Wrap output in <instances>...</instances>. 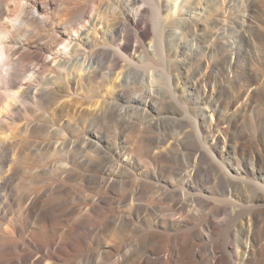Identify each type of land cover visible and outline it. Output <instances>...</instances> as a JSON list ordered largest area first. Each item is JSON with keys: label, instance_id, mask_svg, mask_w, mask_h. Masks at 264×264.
<instances>
[{"label": "bare ground", "instance_id": "obj_1", "mask_svg": "<svg viewBox=\"0 0 264 264\" xmlns=\"http://www.w3.org/2000/svg\"><path fill=\"white\" fill-rule=\"evenodd\" d=\"M90 1L92 0H0V127H9L15 122L16 113L26 109L31 97L37 107L41 102L56 99L60 91H67L69 99L66 97L65 103L58 101L57 105L62 109L65 120L60 124L56 117L51 120L52 125L59 124L56 130L64 136L59 143L62 148H69L70 151L92 150L100 156L109 147L113 153L110 155L120 158L124 149L120 143L127 144L130 141L123 139L119 142L116 135H106L103 138L100 134L102 130L96 127L107 119L111 123L126 126L137 123L134 115L128 114L129 109L123 108L119 100H138L140 103H144L143 100H163L166 98L165 93L161 92L164 82L177 97L174 77L179 80L184 73L180 66L183 53L209 70L187 87L188 95L192 93L190 89L194 91L204 84L211 85L212 71L215 68L213 56L218 53L221 55V75L224 80L230 78L233 70V27L228 18H216L213 12L215 5L220 2L228 4L229 0H206V3L195 0V5H188L189 0H168L167 4L161 0L155 3L149 0H97L95 3L91 2L93 4ZM146 3L152 4L151 9L155 15L153 32L150 31L149 24L148 29L140 26L144 13L149 11ZM51 8L53 13L49 15ZM254 12L252 7L248 18L238 23V26L246 31L257 28L259 35L264 37V20H256L252 15ZM150 37L154 54L158 52L160 59H164L167 52L173 53L174 65L160 69L154 67L152 52L146 47V40ZM244 38L247 43L254 41L248 33ZM132 40L137 43L133 47L135 53L142 49L137 61L130 52ZM33 47L35 50H32ZM34 51L38 53L37 56L31 55ZM32 60L36 63L29 66L28 63ZM21 67L25 68L24 72H21ZM174 70L178 71L176 76L173 74ZM217 80L219 85H224V80L219 77ZM262 81H254L257 83L256 89L261 88ZM95 83L96 90L83 96V99L76 93L78 88ZM248 86H253V83H248ZM223 88L226 89L227 86ZM205 97L211 99L213 95L206 93ZM72 100L89 101L73 106ZM233 106L234 103L225 108H221L218 103L211 104L212 119L224 113L225 109H230V112L225 113L228 117L218 121L219 124H224L216 128L217 131L221 129L223 136L214 138L213 144L209 143L204 132L212 134L215 127L204 131L200 120L195 119L200 144L194 146L188 158L195 156L200 162L211 156L218 161L221 164L220 186L227 197L223 200V206L213 209L205 220L204 227L193 234L195 242L190 245V252L203 264H264V170L256 167L263 158V151L259 146H247L246 152L238 156L244 133L236 131L230 135L229 132L235 123L234 117L241 112L252 111L254 105L252 100H244L240 106ZM66 123L68 126H76L78 135L75 139H70L71 136L68 138L69 134L65 133ZM157 125L156 121L149 122L147 127ZM190 135H145L139 157L131 159L141 165L148 162L147 152L143 150L150 139L160 148L158 155H166L174 142L185 141ZM168 140L173 143L167 145ZM233 140L237 141L232 143ZM13 145V140L7 135L0 142L2 149H10ZM228 153L233 154L236 165L223 162ZM7 158L0 160V203L4 206L11 198L9 184L17 169L13 164L15 162L11 163L13 160ZM61 165L69 172V165L65 162ZM81 165L95 171L91 176L93 180L103 178L107 183H114L118 178L116 169L112 170L113 168L90 158L83 160ZM101 173L104 175H100ZM245 186L249 188V193L243 192ZM47 194L55 199L56 191L52 187ZM204 195L198 194L196 201L206 197ZM23 197L29 198V195L24 194ZM39 198L40 193L31 196L28 207L30 214L26 219H20L12 229L3 228L0 222V264H25L35 254L38 257L31 264H62L60 262L65 261L69 242L57 236L52 229L37 226L49 214L48 209L39 205ZM103 198H95L92 207L100 208ZM185 201L180 200L177 209L181 210ZM130 205L131 208L147 209L140 198H136V194ZM220 215L224 217L221 218ZM172 216L162 219L161 225L165 230L178 225L196 226L191 221V215L182 212L178 217ZM238 220L241 227H237ZM78 221L75 227L82 220ZM26 224L31 225V230L26 228ZM216 233L226 235L227 242L222 245L212 241L211 237ZM26 239L35 252L25 254L28 248L25 245ZM235 247L241 248V252L234 253ZM185 248V244H177L173 248L174 257L181 258ZM92 258L94 260V255ZM145 258L148 264H154L164 257L159 253H150L145 254Z\"/></svg>", "mask_w": 264, "mask_h": 264}, {"label": "rangeland", "instance_id": "obj_2", "mask_svg": "<svg viewBox=\"0 0 264 264\" xmlns=\"http://www.w3.org/2000/svg\"><path fill=\"white\" fill-rule=\"evenodd\" d=\"M95 1L97 0H92L90 3ZM149 1L155 3L160 0ZM161 1L164 4L168 2V0ZM193 2L195 0H189L188 5L197 3L193 4ZM200 2L206 3V0ZM151 3L145 4L149 11L144 13L140 26L148 29L149 24V29L153 32L155 15ZM252 7L255 10L252 15L256 20H264V0H229L228 4L225 2L223 5L220 2L213 7L216 18H228V22L233 27L231 36L234 46L231 61L234 71L230 73V78L224 80L221 75V55L218 53L219 55L213 56L215 68L212 71L211 85L204 84L194 91L190 89L192 93L188 95L187 87L209 70L199 66L183 53L180 66L184 73L179 80L174 77L177 97L164 82L161 85L163 88L161 92L165 93L166 98L163 100H143L144 103L138 100H119L123 108L129 109L127 113L134 115L137 123L126 126L122 123H111L107 119L98 124L96 129L102 130L100 134L103 138H106V135H116L119 142L123 139L130 141L127 144L120 143L124 148L120 158L110 155L113 153L109 147L100 156L92 150L70 151L69 148H62L59 143L63 141L64 136L56 129L60 122L65 120V116L57 105L58 101L65 103L70 97L67 91H60L56 99L41 102L37 107L32 97L28 99L30 106L27 105L26 109L16 113L15 122L9 127H0V131H3L0 132V142L5 135L14 142L10 149L0 148V160L8 157V160H13L11 163L15 162L13 164L17 168L9 184L11 198L5 206L0 203L2 227L12 229L20 219H26L30 214L29 199L40 193L39 205L48 209L49 214L48 218H43L37 226L52 229L57 236L69 242L65 261L60 262L62 264H148L145 254L150 253H159L164 257L154 264H203L192 256L190 245L195 242V232L204 227L205 220L215 207L224 205L223 200L227 196L221 190L219 172L221 164L218 161L213 160L211 156L210 159H201L200 162L195 156L192 159L188 158L194 146L200 144L195 119L200 120L204 131L215 127L212 134L204 132L209 143L213 144L214 138L223 136L221 129L216 130L217 127L224 125L219 124L218 121L225 120V117H228L225 113L230 112V109H225L224 113L212 119L211 104L218 103L221 108H225L234 103L233 108H236L244 100H252L253 110L236 115L235 123L229 132L230 135L236 131L244 133V138L240 141L242 149L238 152V156L246 152L247 146L261 148L263 158L256 167L264 170V37L259 35L257 28L246 31L238 26V23L248 18ZM52 13L53 8L49 9V15ZM246 33L253 37L252 43H247L245 40ZM151 38L146 40V47L152 52L151 61H154V67L160 69L174 65L173 53L167 52L164 59H160L158 52L154 54ZM131 45L130 52L135 55L137 61L142 49L135 53L133 47L137 45L136 41L132 40ZM32 50L35 48L33 47ZM31 55L37 56L38 53L34 51ZM34 63L36 61L32 60L28 65L33 66ZM20 70L24 72L25 68L21 67ZM177 73L178 71L174 70L175 76ZM217 77L224 80L223 86H227L226 89L217 83ZM254 81H262L260 89L255 88L257 83ZM248 83H253V86H248ZM96 84H86L82 88H76V93L83 99V96L96 90ZM139 90L138 87L137 91ZM205 91L213 97L206 98ZM88 101L72 100V103L75 106ZM55 117L58 119V125H52L51 120ZM155 121L158 122L157 126L147 127L149 122ZM64 130L69 134L68 138L71 136L70 139H75L78 135L75 125L68 126L66 123ZM176 133L191 135L185 141L174 142L166 155H158L160 148L150 139L148 146L143 150L147 152L148 162L141 165L135 159H131V157H139L145 135L151 137ZM236 141L233 140L232 143ZM171 142L173 143L172 140H168L167 145L172 144ZM232 157L233 154L228 153L223 162L236 165ZM86 158L106 165L110 169L113 168L112 170L116 169L118 176L116 181L107 183L103 178L93 180L91 176L95 171L81 165ZM64 162L69 165V172L64 165H61ZM52 187L56 191L55 199H51L47 194L48 189ZM242 190L244 193L250 192L246 186ZM201 192L207 198L202 197L203 199L196 201L198 200L196 196L202 194ZM24 194L29 195V198L23 197ZM135 194L147 209L131 208V200ZM99 197H104L100 208H93L92 202ZM183 199L186 200L185 205H181L182 209L179 210L177 209L180 206L179 201ZM135 202L137 203V200ZM182 212L191 215L195 227L178 225L171 226L168 230L163 228L161 225L163 218H171L172 215L178 217ZM79 219L82 221L78 227H75ZM237 227H241L239 220ZM26 228L31 230L32 227L26 224ZM24 235L26 236L27 233ZM211 240L223 245L227 242V237L222 233H216L212 235ZM177 244L186 246L183 256L179 259L174 257L173 252ZM25 245L28 247L25 254L35 252L29 245V240L27 242L26 239ZM235 252L240 253L241 248L235 247ZM92 255L95 261L92 260ZM37 257L38 254H35L34 258L31 257L25 264H31Z\"/></svg>", "mask_w": 264, "mask_h": 264}]
</instances>
